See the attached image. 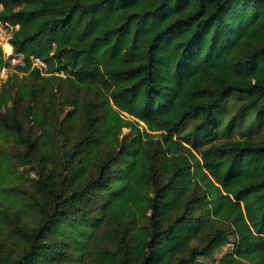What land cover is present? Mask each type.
I'll use <instances>...</instances> for the list:
<instances>
[{
  "label": "trees",
  "instance_id": "obj_1",
  "mask_svg": "<svg viewBox=\"0 0 264 264\" xmlns=\"http://www.w3.org/2000/svg\"><path fill=\"white\" fill-rule=\"evenodd\" d=\"M0 2V264H264V0Z\"/></svg>",
  "mask_w": 264,
  "mask_h": 264
},
{
  "label": "built area",
  "instance_id": "obj_2",
  "mask_svg": "<svg viewBox=\"0 0 264 264\" xmlns=\"http://www.w3.org/2000/svg\"><path fill=\"white\" fill-rule=\"evenodd\" d=\"M3 10V5L0 2V14ZM18 29L17 24H12L0 17V55L2 63L0 64V88L5 84L9 76L21 69L25 68L28 63L30 69H35L40 75H50L48 72L47 63L41 58L30 55L28 58L23 52L14 50L10 43L11 36ZM55 75L65 77L63 72H55Z\"/></svg>",
  "mask_w": 264,
  "mask_h": 264
},
{
  "label": "rangeland",
  "instance_id": "obj_3",
  "mask_svg": "<svg viewBox=\"0 0 264 264\" xmlns=\"http://www.w3.org/2000/svg\"><path fill=\"white\" fill-rule=\"evenodd\" d=\"M19 78H21V75H19ZM71 86H68V85H62L60 87V90L63 94H66V93H69L71 95H74L76 92L74 91L73 88H70ZM58 89H56L57 91ZM91 95V92H88L87 90L83 89L82 92H81V96H86L87 98ZM72 110V107H65V113L66 112H69ZM23 123L25 126L28 125V122L26 120H23ZM239 131L237 130L234 134V137L238 138V137H241L242 134H239L238 133ZM242 132V131H241ZM129 133V129H123L122 131V134L123 135H127ZM26 168V172H27V175L31 178L35 177V167H32V166H27L25 167ZM230 245H225L221 248H218L216 251H215V255H214V261H210L208 264H219L218 261L220 259V257L228 251V249H230Z\"/></svg>",
  "mask_w": 264,
  "mask_h": 264
}]
</instances>
